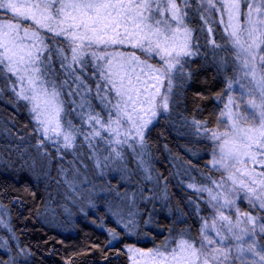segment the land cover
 Returning <instances> with one entry per match:
<instances>
[{"label":"trees","instance_id":"1","mask_svg":"<svg viewBox=\"0 0 264 264\" xmlns=\"http://www.w3.org/2000/svg\"><path fill=\"white\" fill-rule=\"evenodd\" d=\"M188 3L191 6L185 11V19L193 30L192 51L197 53L185 60L184 79L174 82L175 103H170V110L149 125L142 150L121 153L117 161L122 168L114 164L106 173L107 178L104 177L106 182L95 171L102 165L99 161L102 157L90 164L85 151L89 147L82 144V136L89 131L83 125L85 108L81 105L92 95L96 97L98 92L93 91L89 75L99 79L100 71L95 68L93 73L88 67L81 76L87 88L77 92L74 76L69 75L71 70L61 67L63 56L68 57L66 64L72 63V45L63 36L52 40L53 34L41 29L48 47L42 50L40 66L43 69L48 65L47 57L51 56L52 68L45 79L64 85L60 89L64 101L62 133L74 137L72 150L81 149V160L89 166L86 179L94 191L88 198L81 196L78 202L73 197L69 199L59 184L60 171L71 170L63 160V157L69 160L70 154L45 140L42 130L36 131L38 124L30 111L32 105L12 91L13 83L16 91L20 90V81L6 69L0 73V211L7 225L6 232L0 226V264H129V248L147 252L165 242L174 247L181 238L199 241L209 208L189 185H197L200 174L210 173L204 167L210 148L202 136L204 132L197 136L192 122L199 120L206 122L209 130L213 128L217 110L226 97V80L232 74L227 53L217 47L211 50L206 35L199 30L198 8L193 6L196 2L188 0ZM9 22L22 24L21 38L24 28L35 27L31 20L18 21L10 11L0 9V25ZM217 37L212 39L216 43ZM22 43L32 42L22 40ZM126 45L127 42L109 45L107 51L126 54L136 51L140 58L145 56L140 49ZM102 48H85V59L89 62L93 51L102 54ZM58 49L65 51L57 54ZM91 62L108 70L104 61L96 62L92 57ZM73 67L75 74L80 75L79 65ZM123 68H127L126 64ZM123 78L125 86L133 79L129 72ZM114 80L120 85L119 76H114ZM99 84L103 85V81L99 80ZM45 86L51 91V84ZM70 92L74 94L69 95ZM89 101L94 102L91 98ZM241 206L247 213H260L243 203ZM120 212L138 215L134 235L125 233L116 224L119 218L116 213ZM262 236L257 233L254 237L259 250L264 247Z\"/></svg>","mask_w":264,"mask_h":264},{"label":"snow or ice","instance_id":"2","mask_svg":"<svg viewBox=\"0 0 264 264\" xmlns=\"http://www.w3.org/2000/svg\"><path fill=\"white\" fill-rule=\"evenodd\" d=\"M181 3L185 7L189 6L187 0H181ZM207 3L210 7H215L213 0H207ZM244 3L248 8L246 13L241 12V0H224L220 11L227 15V22L222 19L221 23L224 24L228 43L235 57L236 70L242 73L236 82L240 84L241 89L247 88V95L250 97L247 106L252 111H247L240 104H235L237 111H233L234 100L229 96L225 111L220 113L221 118L227 117L228 121L223 131L219 128L209 130L206 122L199 120H193L192 123L197 134L203 130L208 138L216 143L219 155L214 151L213 165H219L226 170L235 169L241 176L245 173L241 172L238 165H251L247 169L251 185H256L259 179V186H250L247 181L240 179L239 188L247 189L252 194L248 199L253 206L264 210V0H252L251 3L244 0ZM0 9L10 11L13 19L31 20L35 25L34 28L23 29V38L19 36L22 28L20 22L0 25V35L4 37L0 39V65H3L0 73L6 69L18 78L20 90L17 92L13 83L12 91L18 98L32 105L30 111L35 114L34 118L38 124L36 131L42 130L45 140L52 139L50 133L63 135L62 146L65 149L73 146L74 137L61 132L64 101L61 100L60 89L64 85H57L54 80L45 79L52 72V68L51 56L47 57L48 65L43 69L40 66L43 64L40 59L42 50L48 47L41 29L51 32L52 40L63 36L72 45V63L66 64L68 57L63 56L61 67L66 71L71 70L69 75L74 76L73 82L76 83L77 92L81 88H87L85 81L81 79L90 66L84 58L85 48L103 46L102 54L93 51L91 55L96 61H104L107 71L102 70L99 63L94 67L113 87L116 86V81L112 79L114 73L111 71L113 59L120 58L121 68L125 64L141 66L140 75L146 79L141 81L138 75L136 80L144 84L143 92L132 85L130 80L126 87L124 78L121 77L116 94L122 99L114 105L117 118L115 121L109 119L106 125L99 117L95 119L96 124L104 127L110 136H119V128L113 130L112 124L122 126L123 117L126 116L141 145L144 142L143 130L152 123L158 113L168 112L170 103H175L174 82L184 79L186 61L183 57L194 54L193 30L186 23L187 13L179 6L177 0H0ZM211 31L210 28L209 32ZM22 40H30L32 43L24 44ZM125 42L134 49H140L147 58L141 60L135 52L126 54L107 51L109 45ZM211 43L215 47H224L216 45L215 41ZM32 49H35V52ZM63 51L65 49H58L57 54ZM155 57H159L158 65L148 63L149 59ZM73 65H79L80 75L75 74L76 68ZM25 82L27 87L24 86ZM46 84L52 85L51 91ZM103 87L104 85L98 83L97 92ZM227 87H233L231 81ZM257 93L259 103L256 99ZM129 106L132 112L127 111ZM145 115L149 118L145 119ZM242 121L248 126L241 127ZM100 135L98 130L91 133L93 137ZM125 136L124 140L117 139L114 142L129 144L131 137L128 134ZM85 139L91 146V139ZM129 147L134 146L129 144ZM228 179L232 180L234 186L237 184L234 173L229 172ZM197 191H207L211 201L215 202L213 207L223 208L234 203L227 194L213 195L211 188L201 187ZM221 198L224 200L223 204H220ZM219 219L229 223L217 228L215 221L213 222L211 227L216 230V238L209 235L208 225L205 224L198 242L181 238L175 242V247L169 248L165 242L160 247L139 254L146 259L147 264H257L256 257L259 258V264H264V247L258 251L256 240L252 239L257 235V224L259 233L264 234V222H261L264 221V216L246 215L245 221L238 218L235 225L231 224L230 218L223 212L219 213ZM242 222L251 227H240ZM112 236L116 239L114 231ZM261 239H264V236ZM109 243L111 244V241ZM129 251L139 252L138 249L132 248H129ZM246 255L250 258H246Z\"/></svg>","mask_w":264,"mask_h":264},{"label":"rangeland","instance_id":"3","mask_svg":"<svg viewBox=\"0 0 264 264\" xmlns=\"http://www.w3.org/2000/svg\"><path fill=\"white\" fill-rule=\"evenodd\" d=\"M194 1L196 2V4H193V6H195L196 9L198 8V11L197 10L196 11H197V13H199L198 14L199 19H200L199 30L202 31L206 35L207 41H208L207 46H210L209 48H211V50L213 48H216L213 45V43H211V42L214 41V40H212L213 37L215 35H217L218 36L217 40H216L217 43L215 42L216 45L224 46V47H217V49L221 48L224 52H226L228 55V61L230 62L232 76L226 80V83H227L226 84V97H225L224 102L221 105V107L217 110L215 124L212 128V129L219 128V130L223 131L225 126L228 124V121H227V117L221 118L220 113L225 111V104L228 103L229 96H231L234 100V105L232 106L233 111H237V109L235 108V104H240L242 108L251 112L252 110L250 108H248V106H247V101L250 99V97L247 95V91H248L247 88L241 89L240 84L236 82L240 79L242 73H238L236 70L235 57H234L233 52L231 50V45L228 43V36L225 33L224 24L221 23L222 19L225 21V23L227 22L226 13H223L222 11H220V9L223 7L224 0H219V2H217V0H213L215 7H210L207 3V0H193V2ZM248 2L251 3L252 0H248ZM187 3H188V0H187ZM188 5H189V3H188ZM179 6L182 7L184 11H186V9L190 8L191 5H189L188 7H185L184 4L181 3V0H179ZM247 11H248L247 5L244 3V0H241V12L246 13ZM210 28L212 29L211 32H209ZM0 39H4V37L2 35H0ZM126 46L131 47V45L129 43H127ZM84 50H86V49H84ZM84 52H87V51H84ZM133 52H135V54L137 56H140L136 53V51H132L131 53H133ZM192 52L194 53L193 55L183 57V60H190V59H192V57L194 58L196 56L197 52L194 50ZM131 53H129V54H131ZM71 55H72V53H71ZM84 58H86V57H84ZM91 58H92V56H91ZM91 58L89 59V65H90L89 70L94 73L96 71L95 67H94L95 63L91 62ZM146 58L147 57L143 56L140 59L144 60ZM120 63H122V62L120 61V59H117V57L115 59H113V65H112L111 70H113L114 75L112 76V79H114V76H116V75L119 76L120 78L125 77L126 73L129 72V75H131L133 77V79L131 80V84L137 88H140L141 93H142L143 88H144V84L138 83L136 80V77L138 75H140V73H141V66L135 65V64H126L127 68H121ZM148 63L158 65L159 64V57H155L154 59H149ZM102 70H105V67ZM85 72H87V71L85 70ZM89 76H90L91 81H93V87L92 88H93L94 92H97L96 85L99 83V80L103 81L104 87L100 91L101 92L100 94H98V93L95 94L96 97H94L93 95H92V97H90L94 102L91 103L89 101L90 100V98H89L87 101H84V104H82L83 107L85 108L83 110V114H84L83 115V117H84L83 118V120H84L83 125H84L85 129H88V131H89V134L87 132L85 135L82 136V140H83L82 144L87 145L89 147L88 150L85 149V151H86V156H88L90 158V161L94 160V159H95L94 161H96L98 158L102 157L99 160V161H101L102 165L99 167V170L96 169L95 171H97L98 176H100L102 179H104V177L107 178L106 173L109 172V169L114 168V164L117 165L118 167L122 168L121 164L117 161L121 157V153H123L127 150L128 151L142 150L143 145H141V143L139 141V137L136 136L135 130L133 129L132 124L127 121L126 116L123 117L124 123L122 126H118L115 123L112 124L113 130L119 128V132H120L119 136H115V135L110 136L109 132L105 131L104 127H102L100 124H96V122H95L96 117H99L100 120L105 125L107 124L109 119L115 121V119L117 118V114H116V110L114 108V105L117 104L118 102H120L122 98L120 96H117V94H116L117 90L119 89V85L117 83H116V86L113 87V85L108 84L106 79L102 78L101 76L99 77V79H97L94 74L89 75ZM140 79H141V81H144L146 79V77L140 75ZM230 81L233 84V87L231 89H229L227 87V85ZM24 86L27 87L26 82H25ZM105 86L107 87L108 90L106 89ZM126 87H127V85H126ZM87 93L88 92L86 89L83 92L84 98H85ZM133 95H134V93H133ZM256 99H257V102L259 103V94L258 93L256 94ZM137 107H139V105H137ZM127 111L132 112L131 106H129L127 108ZM166 113L167 112L158 113V115L152 120V123L156 120V118L158 116L164 115ZM133 115H136V114L133 113ZM89 117H92V119L90 120ZM144 118L148 119L149 117L145 115ZM152 123L148 124V126L143 130L144 135H145L147 128ZM247 126L248 125H246L243 121L241 122V127H247ZM212 129H210V130H212ZM97 130L100 131L101 135L97 136V137L91 136V133L93 131H97ZM61 132H62V130H61ZM202 132H204V131H201V134H202ZM52 134H54L55 137H52V139L50 141H52L54 144H56L58 146H61V150L64 154H66V153L70 154V155H68L69 160H67V161L63 157V160L66 162V164H69L71 166L70 172L69 171L64 172L62 170H61L62 172L60 171V173H61L60 174L61 175V181L60 182L61 183H59V184L62 185V188L65 190L66 196H68L69 199L71 197H73L75 201L77 200V202L80 201L81 196L83 198H85V196H87L86 198L90 197L91 192H93L94 190H91V187H88L90 185L86 179L87 178L86 173L88 172L86 170V168L89 166L86 165L81 160V157H83V153L81 152V149L73 151L72 147L74 148V144L71 148L65 149L62 146L64 144L63 135L57 136L55 133H52ZM125 134H128V136L131 137V139H129V144L133 145L134 147H129V144H116L114 142L117 139L124 140L126 138ZM201 134H198L197 136H201ZM202 136L205 137V139L208 141L209 148H210L209 152H208V154H209L208 161L204 165V167L206 169L205 172H210V173L200 174V181L197 183V185H192V187H189V189L194 191L197 194V196H199V198L203 202L206 201L207 206L209 208V214L207 215L206 220L202 223L201 231H202V229H204L205 224H207L208 225L207 231H208L209 235H211L213 238H216V230L211 227L213 222L215 221L217 228H219L221 225H226L227 223H229V221H222L219 219V213L220 212H223V214L225 216H228L230 218L231 224L235 225L238 218L241 221H245L246 215L264 216V210H261L258 207L253 206V203H251L248 199V197L251 196L252 194L250 192H248L247 189H240L239 188L240 179H244L245 181H247L250 184V186H253V187L259 186V184H260L259 179H257L256 185H251V181H250L249 176L247 174V169H249L251 167V165H238V167H240V169H241V172L245 173L243 176H241L240 172H236L235 169L226 170L225 168H223L219 165H213V162H212L213 161V153L215 151L216 155L218 156L219 155V149H218L216 143L208 138V135H206L204 133V134H202ZM85 137H89L91 139V146L89 145V142H88V140L85 139ZM95 153L98 154L99 156H97ZM117 153H119V155H117ZM91 163H93V161H91L90 164ZM96 167H98V166H96ZM90 168H91V166H90ZM125 170L126 169H124V171ZM229 172L234 173V178L237 180V184L235 186L233 185L232 180L228 179ZM212 173L215 175H213ZM76 176L79 179H77ZM104 181L106 182L105 179H104ZM213 181H215V183ZM218 185H222V187L218 186ZM201 187L211 188L213 195H215V194H227L228 197L234 201V203L232 205L225 206L223 208H219V206L213 207L212 205L215 202L211 201L209 193L207 191H204V192L197 191V189H199ZM84 191H86V194L83 195L82 192H84ZM223 203H224V200H223V198H221L220 204H223ZM241 203L245 204L246 207H252L254 210H257L260 213L257 215V214H250V213L243 211ZM218 208H219V211L217 210ZM118 217L119 218L117 219V221H115L116 224L118 225V227L121 230H123L125 233H128L130 235H134L136 230H137L138 215H135L132 212H131V215H130V212H128L126 214L124 212H122V213L120 212ZM5 221H6V217L4 216V213H2V211H0V226L6 232L7 231L6 230L7 225L5 224L6 223ZM129 221H131V223H129ZM261 222H264V221H261ZM246 226L251 227V225H246V223H243V222L240 224V227H246ZM258 228H259V224H257V233H259ZM201 231H200V237H201ZM254 237H252V239H254ZM246 239H247V237H246ZM169 248H172V247H169ZM257 250L259 251L258 247H257ZM140 252L141 251L133 252V251H129V249H128L129 264H134V261H136V264H147L146 259L140 256V254H139ZM246 258H250V257H248L246 255ZM255 259L258 261L257 262V264H258L259 258L256 257Z\"/></svg>","mask_w":264,"mask_h":264}]
</instances>
